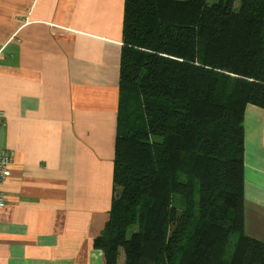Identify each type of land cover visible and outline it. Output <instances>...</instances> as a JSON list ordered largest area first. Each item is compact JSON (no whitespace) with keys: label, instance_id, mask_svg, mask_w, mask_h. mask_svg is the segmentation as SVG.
Returning a JSON list of instances; mask_svg holds the SVG:
<instances>
[{"label":"trees","instance_id":"16d2710c","mask_svg":"<svg viewBox=\"0 0 264 264\" xmlns=\"http://www.w3.org/2000/svg\"><path fill=\"white\" fill-rule=\"evenodd\" d=\"M124 1L112 201L93 246L105 264L119 249L123 264H264L242 205L264 0Z\"/></svg>","mask_w":264,"mask_h":264},{"label":"crops","instance_id":"0c3cea01","mask_svg":"<svg viewBox=\"0 0 264 264\" xmlns=\"http://www.w3.org/2000/svg\"><path fill=\"white\" fill-rule=\"evenodd\" d=\"M124 0H0V264H105ZM243 114V228L264 243V111Z\"/></svg>","mask_w":264,"mask_h":264},{"label":"built area","instance_id":"2783aa9c","mask_svg":"<svg viewBox=\"0 0 264 264\" xmlns=\"http://www.w3.org/2000/svg\"><path fill=\"white\" fill-rule=\"evenodd\" d=\"M3 111H0V121L3 117ZM13 163L12 153H9L5 149H0V183L8 179L11 175V165ZM5 196L2 191H0V209L6 204Z\"/></svg>","mask_w":264,"mask_h":264},{"label":"rangeland","instance_id":"374dc122","mask_svg":"<svg viewBox=\"0 0 264 264\" xmlns=\"http://www.w3.org/2000/svg\"><path fill=\"white\" fill-rule=\"evenodd\" d=\"M211 1H213V0H211ZM235 6H236V4H235ZM130 230H135V228L132 227V228H130ZM118 257L119 258H118V263L117 264H123L124 257H123V251H122V249H119Z\"/></svg>","mask_w":264,"mask_h":264}]
</instances>
